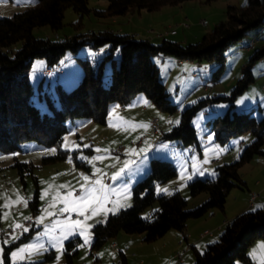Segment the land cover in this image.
Instances as JSON below:
<instances>
[{
  "label": "rangeland",
  "instance_id": "rangeland-1",
  "mask_svg": "<svg viewBox=\"0 0 264 264\" xmlns=\"http://www.w3.org/2000/svg\"><path fill=\"white\" fill-rule=\"evenodd\" d=\"M246 3L247 0H191L153 12L142 10L116 17L97 16L94 12L81 17L72 9H67L64 26L60 30L54 32L47 26L39 27L34 29V35L62 40L91 31H110L149 39L154 43H160L166 36L185 46L199 42L217 24L226 21L228 6L241 8ZM34 4L35 0H0V18L10 17ZM89 4L92 8L104 10L108 7V0H89ZM252 41H257L256 48L246 49V45ZM263 47L264 27L251 30L230 48L224 72L217 81L213 80L216 63L193 64L185 61L184 65H180L178 59L170 57L168 59L173 62L164 64L156 57L154 60L160 68L166 90L177 107L174 114L160 110L141 94L126 107L111 105L106 124L91 119L68 123V132L59 147L26 142L17 153L0 152V264L3 263L5 247L14 245L33 227L36 231L29 241L12 247V264H65V243L77 237L81 238L82 244L72 264H124L121 253L129 264H195L196 250L203 253L208 244V241L199 243L202 241V230L216 231V238L211 240L217 241L221 233L217 229L245 211L242 208L249 195L263 193L264 156L256 155L251 162L241 167L240 176L246 186L244 189L234 188L230 192L223 211L216 209L201 219L191 220L192 238L187 239V236L171 230L156 241L144 242L139 234L120 232L101 249L92 252V227L105 222L109 215L133 205L134 185L145 178L151 160H165L159 158L162 156L172 161L178 169V175L158 185L157 194L170 195L178 190L188 199V208L206 200L207 194L191 197L188 183L195 178H215L216 175L203 174V170L215 173L217 164L235 161L243 146L252 142L253 135L246 132L230 139L225 146L215 142L209 121L226 114L229 104L211 101L205 111L197 114L192 121L202 153L194 148H181L173 142L162 141L161 136L180 123L181 113L187 107L201 100L230 96L243 76L244 65L250 61L252 54ZM104 55L105 49L99 55L88 47L76 55L69 52L60 70L49 75L45 74V60L36 59L31 66L30 80L35 89L43 82L46 90L55 96L58 84L70 90L83 78L84 71L79 59L89 58L91 63L96 64ZM112 69L111 63L105 65L108 82H111ZM252 73L255 80L237 96L235 111L252 112L260 120L264 118V58L254 63ZM34 99L42 110L48 109L39 96ZM59 150L66 152V157L53 160ZM125 162L128 163L125 172L116 180L111 179L113 173L124 167ZM16 163L31 165L33 170H26L22 176ZM84 176L89 179L85 181ZM108 178L111 183L106 181ZM97 179L102 183L96 184ZM82 185L92 190L93 197L83 203L78 199L82 194ZM77 192L80 194L76 195ZM36 194L39 210H34L31 204ZM64 208L69 211L61 212ZM158 208L159 204L155 203L142 216L151 219ZM72 221L80 223L72 224ZM29 222L31 224L26 225ZM194 223L203 224L202 229L195 228ZM69 229L74 234L61 239ZM208 234L206 232L204 236ZM193 245H197L196 250L191 248ZM52 253L54 256L47 259V255ZM248 253L253 258L252 264H264V241H256L249 247ZM182 259L185 262L181 263Z\"/></svg>",
  "mask_w": 264,
  "mask_h": 264
},
{
  "label": "trees",
  "instance_id": "trees-1",
  "mask_svg": "<svg viewBox=\"0 0 264 264\" xmlns=\"http://www.w3.org/2000/svg\"><path fill=\"white\" fill-rule=\"evenodd\" d=\"M187 1L191 0H108V7L98 10L90 7L89 0H35V4L26 10L0 18V152L17 153L26 142L59 147L68 132V123L91 119L106 124L111 105L126 107L141 94L160 110L174 114L177 107L166 90L160 68L154 60L156 57H172L193 64L216 63L213 80H219L230 48L251 30L264 27V0H247L241 8L228 6L226 21L217 24L199 42L185 46L166 36L160 43H154L149 39L110 31H91L62 40L34 35V29L39 27L47 26L54 32L60 30L64 26L67 9H72L81 17L91 12L97 16L116 17L142 10L153 12ZM252 42L256 44L251 50L257 45V41ZM85 47L99 55L105 49V55L96 64L91 63L89 58L79 59L84 74L74 88L67 90L58 84L55 96L46 90L43 82L35 89L30 71L36 59L45 60V74L49 75L60 70L67 53L76 55ZM262 58L264 47L252 54L250 61L244 65L243 76L230 96L201 100L187 107L181 113L180 123L161 136L162 141L173 142L181 148H194L202 153L192 121L197 114L205 111L211 101L229 104L226 114L209 121L215 142L225 146L230 139L246 132L253 135L252 142L243 146L235 161L217 164L215 178H195L188 183L191 197L207 194V199L188 208V199L179 191L158 195L157 186L175 178L178 169L171 160L153 159L145 178L133 187V205L109 215L105 222L92 227V252L101 249L120 232L139 234L144 242L156 241L171 230L184 234L190 220L201 219L216 209L223 211L230 192L234 188L244 189L246 182L240 176L241 167L256 155L264 156V118L258 120L252 112H236L235 100L254 82L252 67ZM107 63L113 67L111 82L105 78ZM35 96L46 103V111L37 104ZM65 157L66 152L59 150L52 159ZM15 166L22 176L26 170H33L28 164L16 163ZM38 203L36 194L31 203L34 210H39ZM155 203L159 204V208L153 217L144 218V211ZM35 231L34 227L31 228L14 245L29 241ZM258 240L264 241V206L245 211L228 221L217 241L209 244L203 253L196 252L195 264H252L248 249ZM81 244L82 240L78 237L65 243V264L73 263ZM14 245L5 247L2 264H12L11 249ZM53 256V253L48 254L47 259Z\"/></svg>",
  "mask_w": 264,
  "mask_h": 264
},
{
  "label": "crops",
  "instance_id": "crops-1",
  "mask_svg": "<svg viewBox=\"0 0 264 264\" xmlns=\"http://www.w3.org/2000/svg\"><path fill=\"white\" fill-rule=\"evenodd\" d=\"M162 61H163V63L165 64L166 62H173V61H171V59H168V58H165V59H162V58H160ZM168 59V60H167ZM180 65H182V64H180ZM161 155H164V154H161ZM165 157L166 156H162V157H159V158H164L165 159ZM209 173H210V175H212V176H214V175H216L215 173H213V171H211L210 170V172H207L206 170L204 171L203 170V174H206V175H209ZM211 177V176H210ZM175 191H178V190H175ZM263 192V193H262ZM261 193L262 194H260V193H251L250 195H249V197H248V200H246V202H244V206H243V208L242 209H244L245 211H248V210H254L256 207H259V208H261L262 206H264V190L262 191ZM200 196V195H199ZM254 196L256 197L255 199H254ZM207 197L208 196H206V199H207ZM245 201V200H244ZM197 205H199V204H196V206ZM258 209V208H257ZM244 211V212H245ZM227 222H224V225L226 224ZM191 220L188 222V226H187V229H186V231L184 232V236H187V239H188V237H190V238H192V235L190 234V232H191ZM224 225H222V227L221 228H218L217 229V232H222V230H223V227H224ZM193 226L196 228H198L199 230H201L202 229V227H203V224H201V223H194L193 224ZM206 232H209V234L208 235H205L204 236V233H206ZM215 232L216 231H211V230H208V229H204V230H202V232H201V236H200V239L202 240V241H200L199 243H201V242H203V241H208V244H207V246L209 245V244H211V243H213L214 241H216V240H211V239H215L216 238V236H215ZM221 234V233H220ZM213 241V242H212ZM198 242V241H197ZM196 242V243H197ZM198 243V244H199ZM197 244V245H198ZM197 245H193V246H191V248L192 249H195L196 250V247H197ZM207 248V247H206ZM196 252H199V250H196ZM185 253V255H186V253H187V251H185L184 252ZM122 254V256H123V260H124V264H129V261L127 260V258H126V256L123 254V253H121ZM250 258H251V261H252V263L254 262L253 261V258L250 256ZM182 262H185L183 259H182V261H181V263ZM175 264V263H174Z\"/></svg>",
  "mask_w": 264,
  "mask_h": 264
},
{
  "label": "snow or ice",
  "instance_id": "snow-or-ice-1",
  "mask_svg": "<svg viewBox=\"0 0 264 264\" xmlns=\"http://www.w3.org/2000/svg\"><path fill=\"white\" fill-rule=\"evenodd\" d=\"M97 151H100V150L97 149ZM95 159H100V157H96ZM127 167H128V163L125 162L124 167L120 168L117 172L113 173L111 179L116 180L119 176H121L125 172ZM83 178H84L85 181H87L89 179L88 176H84ZM95 183L96 184H101L102 181L97 179L95 181ZM61 187H64V186H61ZM81 188H82V194H81V196L78 199L82 203L93 198L92 195H91L92 190H90L88 188H85L83 185L81 186ZM163 191H167V190L164 189ZM64 211H69V209L68 208L61 209V212H64ZM71 223L72 224H79L80 221H72ZM73 234H74L73 231L71 229H69L68 231H66L65 235L63 237H61V239H66L69 235H73ZM80 234L82 235L83 233L81 232ZM85 242H87V241H85Z\"/></svg>",
  "mask_w": 264,
  "mask_h": 264
},
{
  "label": "built area",
  "instance_id": "built-area-1",
  "mask_svg": "<svg viewBox=\"0 0 264 264\" xmlns=\"http://www.w3.org/2000/svg\"><path fill=\"white\" fill-rule=\"evenodd\" d=\"M255 46V44L254 45H250L247 49H251V48H253ZM181 62H182V65H184V63H185V61H182L181 60ZM155 123L157 122V120H155L154 121ZM157 132V129H155V133ZM108 183H111V179L110 178H108L107 180H106ZM80 193L79 192H77L76 193V195H79ZM256 197L254 196V199H255ZM31 223L29 222V223H26V225H30ZM179 257L180 258H182V256L181 255H179Z\"/></svg>",
  "mask_w": 264,
  "mask_h": 264
},
{
  "label": "bare ground",
  "instance_id": "bare-ground-1",
  "mask_svg": "<svg viewBox=\"0 0 264 264\" xmlns=\"http://www.w3.org/2000/svg\"><path fill=\"white\" fill-rule=\"evenodd\" d=\"M253 45V44H252ZM179 64H182V62L181 61H179Z\"/></svg>",
  "mask_w": 264,
  "mask_h": 264
}]
</instances>
